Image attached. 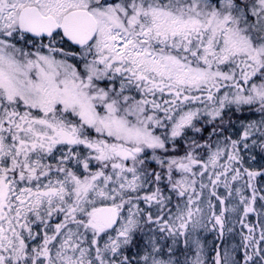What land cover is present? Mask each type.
I'll return each mask as SVG.
<instances>
[{
    "label": "snow or ice",
    "instance_id": "1",
    "mask_svg": "<svg viewBox=\"0 0 264 264\" xmlns=\"http://www.w3.org/2000/svg\"><path fill=\"white\" fill-rule=\"evenodd\" d=\"M0 264H264V0H0Z\"/></svg>",
    "mask_w": 264,
    "mask_h": 264
}]
</instances>
